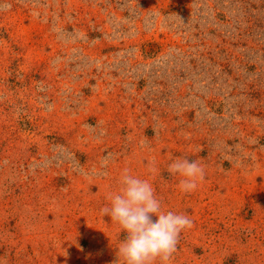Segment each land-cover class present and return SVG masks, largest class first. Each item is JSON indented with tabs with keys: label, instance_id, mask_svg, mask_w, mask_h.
<instances>
[{
	"label": "rangeland",
	"instance_id": "obj_1",
	"mask_svg": "<svg viewBox=\"0 0 264 264\" xmlns=\"http://www.w3.org/2000/svg\"><path fill=\"white\" fill-rule=\"evenodd\" d=\"M126 167L194 222L172 264H264V0H0V264H118Z\"/></svg>",
	"mask_w": 264,
	"mask_h": 264
},
{
	"label": "clouds",
	"instance_id": "obj_2",
	"mask_svg": "<svg viewBox=\"0 0 264 264\" xmlns=\"http://www.w3.org/2000/svg\"><path fill=\"white\" fill-rule=\"evenodd\" d=\"M147 170L150 174L158 171L154 158ZM167 171L180 177L178 187L185 194L194 192L205 178L204 167L186 157L174 159ZM120 185L100 209L101 217L109 216L120 232L126 233L117 247L118 264H172L180 235L192 228L193 220L182 213L162 210L149 180L131 174L127 167L120 175Z\"/></svg>",
	"mask_w": 264,
	"mask_h": 264
}]
</instances>
